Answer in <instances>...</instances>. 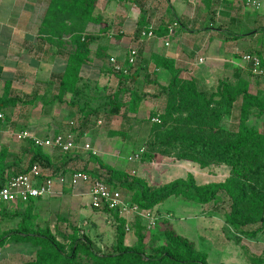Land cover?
I'll return each mask as SVG.
<instances>
[{
	"label": "crops",
	"instance_id": "0c3cea01",
	"mask_svg": "<svg viewBox=\"0 0 264 264\" xmlns=\"http://www.w3.org/2000/svg\"><path fill=\"white\" fill-rule=\"evenodd\" d=\"M51 1L0 0V97L6 87L16 97L31 96L33 101L43 103L46 95L58 89L67 57L73 51L74 45L73 35L70 33L64 32L63 37L57 40L42 32V22ZM174 21L178 25L171 32L169 27ZM150 28L154 30L155 36L140 38V31ZM81 35L90 39L89 59L80 69V85L94 81L95 84L92 85L99 87L104 78L103 73L110 65L109 58L115 56L125 61L129 50L137 47L139 62L136 70L149 64L145 71L146 78H153L156 74L166 77L169 70L164 63L168 61L180 72V76L195 78L200 88L209 90L219 80L232 75L248 77L251 68L249 62L243 58L244 53H256L264 62V0L259 8L249 4L247 0H98L94 20L87 22ZM255 85L253 81H249V91L254 94L258 89ZM84 91L90 94L88 89ZM147 91L154 94L151 95V101L157 99L159 91L154 86ZM162 95L165 99V95ZM63 99L70 100L71 97L65 96ZM237 103L239 108V102ZM51 104L49 114L39 111L35 116L33 112L28 125L23 129L39 136H53L67 131L69 120L75 118L78 121V127L75 128L78 130L77 140L81 147L68 154L55 148L41 147L42 153L50 160L46 167L56 172L75 168L98 172L101 167L94 164L90 155L86 154L88 152L82 148L84 142H89L90 136L88 132L82 133L79 128V120L84 119V115L80 113L74 117L68 110L57 114V100L54 99ZM129 115L135 116L130 112ZM3 132L0 133V149L8 157L1 162V166L11 165L16 170L14 173L25 171L30 166L33 155H29L30 161L26 163H14L11 155L17 153V158L23 159L26 152H29L26 141L19 140L21 143H15L11 132ZM91 140L97 149L98 141L96 138ZM98 151L101 152L100 149H97V153ZM104 154L106 152L102 151V156ZM118 163L119 161L115 163L114 168L126 171ZM225 167L227 170L223 180L197 182H223L230 174V167ZM173 168L175 169L162 170V179L167 177L170 170H173L172 173L182 171L181 168ZM194 176L196 180L199 177L196 174ZM184 177L186 176L182 173L173 179H161L154 184L159 186ZM123 194L131 197L125 192ZM210 203L202 205L174 196L158 203L152 208L153 212L161 216L156 235L160 237L163 221L168 220L178 234L193 241L209 257L206 243L212 244L211 237L217 234L218 227H223L224 222L228 223L225 216L223 219L219 217L216 206L206 207ZM29 204L35 207L28 210ZM88 207H91L88 183L80 182L74 187L69 183L55 182L53 192L47 196L30 199L29 202L11 201L0 205V239L18 229L27 219L28 223L53 221L57 225L58 218H66L91 239L99 254L103 253L100 249L104 239H110L112 251L108 253H112L116 242L115 213L94 208V212H90ZM199 216L203 221L195 222ZM201 229L203 234H200ZM161 238L165 240V237ZM202 238L205 245L199 243ZM135 242L136 235L131 226L125 235V244L133 245ZM213 245L222 248L223 253L228 249H236L233 247L236 245L235 241L228 235ZM37 251L38 247L31 241L5 240L0 244V264H33ZM222 262L234 264L220 260Z\"/></svg>",
	"mask_w": 264,
	"mask_h": 264
},
{
	"label": "trees",
	"instance_id": "16d2710c",
	"mask_svg": "<svg viewBox=\"0 0 264 264\" xmlns=\"http://www.w3.org/2000/svg\"><path fill=\"white\" fill-rule=\"evenodd\" d=\"M97 1L52 0L43 19L42 32L52 38L59 40L64 32L73 35L74 49L67 57L60 81L62 93L77 90L75 81L79 79L82 65L89 59L90 38L81 34L87 22L94 20ZM164 64L170 74L167 84L161 88L166 103L160 122L153 126L151 142L159 145L179 144L176 158L196 162L202 167L213 162L226 164L230 167L229 176L223 182L198 184L190 173L185 178L152 186L143 178L101 162L95 154L90 155L91 159L99 161V166L106 170L105 179L108 183L132 190V200L141 208L152 209L171 196L203 205L216 201L219 193L224 192L230 199V210L225 213L226 221L241 234L256 235L261 228L249 226L264 224V130L248 125L247 120L253 114L264 115V96L260 92L251 93L249 80L244 76H236L235 83L221 79L214 89L205 90L199 87L195 78H183L168 61ZM135 71L136 69L126 75L117 74L124 85H121L110 101L116 103L115 108L119 109L123 105L121 96L124 100L125 93L129 92L130 98L126 102L132 111L137 110L142 97L129 86L135 81ZM9 101L11 98L7 96L1 98L0 109ZM237 102L238 124L228 130L223 127L222 121L226 116L233 115ZM33 146L36 149L30 165L38 161L44 167L48 166L50 160L42 153L41 147ZM152 148L161 153L167 152L162 147ZM6 158L5 153L0 156V184L14 173H9L5 166H1ZM87 171L99 175L94 170ZM24 221L18 229L3 236L0 244L5 240L15 239L38 245L33 264H209L207 253L198 249L193 241L178 234L168 220L162 224L164 242L152 247V251L148 253L147 228L142 224L141 218L136 217L131 225L136 242L126 245L125 219L115 213L116 242L113 252L102 254L96 252L91 239L77 226H72L71 232L64 236V244L49 228L34 229L29 225L28 219Z\"/></svg>",
	"mask_w": 264,
	"mask_h": 264
},
{
	"label": "rangeland",
	"instance_id": "374dc122",
	"mask_svg": "<svg viewBox=\"0 0 264 264\" xmlns=\"http://www.w3.org/2000/svg\"><path fill=\"white\" fill-rule=\"evenodd\" d=\"M148 65L149 64H147V67L145 65L144 67L139 68L141 70L138 69L139 71L136 70L134 72V75L136 74L135 81L131 85H129L132 90H136L142 97V99L138 102V108L136 111H132L130 109V105H128L126 102V100L130 98L129 92L125 93L123 97L124 100L121 96L123 105L119 109L114 107L116 103L110 102L111 100H113L116 91L121 87V85H124V83L119 80L118 75L111 70V68L109 67L110 65L108 66V69H106V71L103 73L104 78L103 81L100 82L99 87H96V85H92L95 84L94 81L87 83L84 82L82 84L85 85H80L82 79H77L74 84V86H76L77 88L76 91L69 92L70 94H68V92L62 93L61 87L59 85L58 89H54V92L51 91V93L49 94L50 96H45L46 98H44L43 103L42 101H40V103L33 101L31 96H27L25 98L16 97L11 94V91L8 88L5 87L2 90L3 94L0 98L7 96L8 98H11V101H9L8 104L3 107V109H0V111L4 113V117L0 118V133H4L3 131H8L10 134L11 132V135H13L12 138L15 140V143L26 141V146L29 148V152H26L23 159L17 158V153L12 154L11 156L12 160H14V163L18 161L21 163L29 162V155H33L36 149L33 146V143L27 139L19 141L15 133L19 130H22L23 128H26L29 123L30 117L33 115V112L35 113V116L39 114V111L41 113L49 114L50 108L52 107L51 102L56 99L58 105L57 114L68 110L70 112V115L74 117L79 115L80 113L84 115V119L79 120V128L82 133H89L91 137L89 136L88 141L92 143L90 144L94 149L95 147L93 146V140H91V138H96V140L98 141L96 148L100 149L101 152L98 151V153L95 155L99 156L101 162L106 161L109 166L115 167V163L119 161L118 165L124 166L125 170L128 171L129 174L145 179L152 186H157L154 183L159 182L162 179V177L160 176L162 170H164L165 168L175 169L173 167H177L179 169L181 168V173H172L173 170H170V173H168L167 177H163L162 180L173 179L175 178V176L182 173L186 177L190 173L193 175L196 174V176H199L196 180L198 182H201L202 180L210 181L212 179L223 180L227 170L225 167L226 164H217V162H213L207 167H202L198 163L190 160L177 159L176 156L179 151V144L171 143L169 145H159L158 143L151 142V133L152 130L154 131L153 126L158 123L152 121V118L158 115L160 118V115L164 112L166 98L164 99L161 88L162 86H164V83L165 85L167 84L170 74L166 73V77L160 75L158 76L156 74L153 78L148 79L145 76V71H147V69L149 68ZM246 78L256 84L255 86L258 89L255 94L260 92L259 94L264 96V78L260 79V76L255 75L251 70L248 77ZM225 79L230 80V82L232 83H235L237 80V78L233 75ZM216 85L217 83L212 85L209 90L214 89ZM153 86L157 89V91H159V95L157 99L151 101V95L153 94V92L147 90L148 88H152ZM87 89L90 91V94L92 92L94 94L90 95L89 93L84 91ZM65 96L71 97V99H63ZM75 99L77 100V102L74 101ZM81 99H83L82 102H78V100L80 101ZM235 106L237 109L235 110L234 108L233 115L226 116L222 121L223 127L228 130L233 129L238 124V103H236ZM129 112L135 114V116L129 115ZM22 119L24 121H22ZM98 119H102V123L100 125H97ZM247 124L258 128L259 130H264V115H250L247 120ZM75 131L78 130L75 129ZM81 131H79V133H81ZM77 136L78 133L76 137ZM27 142L29 144H27ZM152 147H162L167 152L161 153L159 150L154 151ZM97 149L95 150L97 151ZM141 149L144 150H142L141 152ZM102 151L106 152V154H104L103 156ZM136 152H139L140 154L139 159H130V156L135 155ZM89 153L90 152L86 154L89 155ZM57 154L58 156H60V153ZM1 155H3V153L0 149V156ZM6 155L8 157V154ZM84 158H86V156ZM92 161L96 165L99 164V161ZM5 168H8L9 173H12V171H16L12 169L11 165H7ZM100 172L105 173L106 170H101ZM202 173H204V175ZM120 190H122L123 193L125 192L127 195L130 194L131 198L133 197L132 190H128L125 188H120ZM218 198L219 199H217L216 201H212L206 207L213 208L214 206H216L215 209H217V212L220 213L219 217L223 219L225 213L230 210V199L224 192H221ZM33 207L35 206L29 204L28 210H31ZM88 211H93L92 206L88 207ZM57 221V225L53 224V221L49 223L39 222L38 224H36L37 222H35L29 223V225L31 226V228L38 230L49 228L60 242L66 244L64 236L71 232V228L74 225L72 221L66 218H58ZM201 221H203V219H201L200 216L195 219V222ZM157 225L159 224L157 223ZM157 225L153 229H147L146 250L148 253L152 251L151 249L164 241V238H161L164 237L163 231L161 229V233H159L160 237L157 236L158 234L156 235V232H158L156 230H159V228H157ZM222 225L223 227L221 225L218 227L219 230L217 231V234L211 237L212 244H209L207 242L208 244L206 243L205 245L203 243V238L199 239L200 245H205L207 247L206 249L209 253L208 260L210 264H220V260L234 264H264V224L258 223L249 226L250 228H261V231H259L256 236H249L247 234H244L243 236L241 235V233H238L229 223L224 222ZM222 231H224V234H222ZM203 233V229H201L200 234ZM225 234L235 241L236 245H234L233 247H236V249H228L225 253H223L222 248L214 246L213 244H215L219 240L222 241L224 239V236H226ZM109 240L105 238L104 244L101 241L103 247H101L100 250L103 251V253L112 251V245L109 244ZM36 246L39 249V246ZM237 246L241 248L244 247V249H239ZM68 250L69 249L67 246V251ZM202 251L204 250L202 249Z\"/></svg>",
	"mask_w": 264,
	"mask_h": 264
},
{
	"label": "built area",
	"instance_id": "2783aa9c",
	"mask_svg": "<svg viewBox=\"0 0 264 264\" xmlns=\"http://www.w3.org/2000/svg\"><path fill=\"white\" fill-rule=\"evenodd\" d=\"M249 4L259 8L262 0H247ZM178 25L174 21L169 30ZM155 36L154 30L142 29L140 38H152ZM243 58L249 62L251 71L260 77H264V63L262 58L253 52L244 53ZM139 62V52L137 47H132L129 50L125 61L119 60L115 56L109 58L111 70L115 74L122 73L124 75L131 74ZM4 117V113L0 111V118ZM154 122H160L159 115L152 118ZM102 123V119L97 120V125ZM68 130L57 133L53 136L35 135L27 129L19 130L15 133L19 140H30L33 145L38 147H51L58 149L60 152L68 154L78 151L81 147L77 140L78 127L77 119L73 118L68 122ZM85 151L91 154H97V151L89 142H85L82 146ZM141 149L140 151L142 152ZM140 154L130 156V159H139ZM100 167V166H99ZM99 168V175H94L84 168H75L70 171H53L44 167L38 161L32 163L25 171L17 172L8 176L3 184H0V205L11 201L29 202L30 199H36L51 194L54 190L55 182L61 184L69 183L71 186H77L80 182L89 184V192L91 195V206L95 210L109 211L117 213L121 218L125 219L126 229L131 228L132 222L136 217H140L142 224L147 229L154 228L159 219L160 214H156L150 208H141L131 197L125 196L120 188L114 187L105 179L106 172Z\"/></svg>",
	"mask_w": 264,
	"mask_h": 264
}]
</instances>
